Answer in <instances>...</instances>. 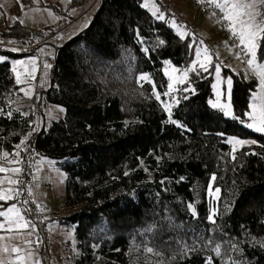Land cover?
Segmentation results:
<instances>
[{
  "label": "trees",
  "instance_id": "16d2710c",
  "mask_svg": "<svg viewBox=\"0 0 264 264\" xmlns=\"http://www.w3.org/2000/svg\"><path fill=\"white\" fill-rule=\"evenodd\" d=\"M84 1L71 0L66 12ZM35 2L22 0V6ZM141 3L99 0L89 25L48 58L49 86L37 103L21 93L9 64L0 63V159L5 151L13 157L33 134L41 102L59 106L64 117L46 129L39 125L30 148L64 173L68 214L58 223L72 230L65 245L72 264H264V135L240 122L248 120L258 80L221 67L232 80L238 119L208 106L214 63L208 71L196 66L165 96L163 64L187 68L195 36L181 38ZM38 6L53 9L40 0ZM54 29L43 26L33 33L14 20L0 27V39L37 40ZM262 52L264 41L258 62ZM142 74L151 83L141 81ZM189 88L195 92L184 91ZM166 98L173 101L171 117L162 108ZM227 136L256 143L231 153ZM213 210L215 223L208 219Z\"/></svg>",
  "mask_w": 264,
  "mask_h": 264
},
{
  "label": "rangeland",
  "instance_id": "374dc122",
  "mask_svg": "<svg viewBox=\"0 0 264 264\" xmlns=\"http://www.w3.org/2000/svg\"><path fill=\"white\" fill-rule=\"evenodd\" d=\"M32 1H36V5H34L33 7L24 8V6L22 7V0H0V27L4 23L9 24L12 21L17 20L30 32L38 33V31L41 30L43 26H49L53 28L55 27L54 33L42 38L36 36L35 38L40 42V44L33 54L29 53L30 55H28V52H26L27 55H22L23 52L18 46L19 41L8 40L6 42H3V40L0 39V43H3V46L0 47V51L11 53V56L0 53V58H3L0 59V63L7 62L10 66V69L12 70L13 64L17 61H27L33 58L36 59L37 71L35 73V79H30L28 83L21 84L19 86L20 91L24 96V91H22L21 89L31 88V97L34 102L37 103V101L41 99L40 97L42 93L49 86L50 68H44V65L46 63L50 65L48 58H51L55 50L59 48L64 42L69 40L71 37H73L89 25L92 16L97 9L99 0H85L81 6L69 8L71 10H69L68 12H66V9L71 0H40L45 4H53V9L39 7V0ZM156 1L157 3L155 2V0H142L141 5L155 19H158V16L160 14H163L165 20L167 21V25L178 36L180 35L177 31V27L172 26L173 20H175L176 25L181 31L185 32L186 34L189 33L192 38H194L195 36V39L192 40L194 53L193 60L189 64V66L187 68L181 69L180 71H177L176 73H171V68L175 67L171 66L169 63H164L162 68V72L164 75L165 70L167 69L174 77L180 76L183 70L192 68V65L196 63V50L200 49L202 52L204 48H207L209 54L212 57V63H214L212 69V82L210 85L211 97L208 100V106L211 109L214 108H212L210 101L214 103L216 100V90L213 88V85L217 83V78L214 70L217 65L220 66L219 88L222 93V103L227 102V80L230 78L221 74V67L228 68L231 72L243 71L254 76L258 80V77L252 73L247 64L244 62L246 59H248V57H245L243 53H241L240 48L236 47V43L234 41H231V33L224 25L221 24V22H217L218 19L215 16L207 15L196 9L193 2L194 0ZM28 2H30V0H28ZM159 3L164 6L166 5V10L159 8ZM145 4H147L148 7H144ZM153 4H155V6L159 8V12H157L155 15L153 14L155 12ZM57 10L61 13L56 14L55 12ZM166 12H168L170 16H167L165 14ZM59 21L62 25L56 27ZM13 49H16V51H13ZM237 53H241L240 59H237ZM201 59H203V52L201 55ZM196 66L200 67L198 63H196ZM13 75L15 79L14 72ZM165 77L167 79L168 85L170 81L168 80L167 75H165ZM179 85L182 84H176L175 87ZM167 91L168 89L166 90V92ZM258 91L259 80L258 87L249 96L248 110L246 112L251 111V109L249 108V104L252 102V95L254 93H257ZM164 103L171 105V107L173 105V101L169 98H166V101ZM39 107L41 110V115L38 114L35 122H40L39 125L42 124L45 129L52 122L58 121L64 117L63 109L59 106L41 102V105ZM162 108L164 110L163 103ZM214 110L222 113V111L219 109ZM36 112L38 113L37 108ZM164 112L169 117V113L165 110ZM246 118L248 119L247 115ZM248 122L250 121L247 120L243 124L244 127H246L245 124ZM248 130L257 133L251 129ZM228 138L232 137H225L224 143L229 146L231 153L242 147L236 146L235 151H233V146L227 143ZM8 160H19V157L13 156L7 159L1 158L0 165L8 168L19 167L18 163L9 164ZM35 160L36 164L34 169V178L32 184L33 186H31L30 189L32 202L35 204L36 208L37 205L40 206V208H37V211L44 220L45 228L47 230L46 241L48 245V252L46 255L45 264H72V250L71 248L65 247L66 242H69L72 239V230L65 229L58 223L59 216L68 214V211L63 206L65 179L64 173L57 169L54 166L53 162L50 160L44 159L39 156H35ZM5 176H7L8 178L17 179L18 174H13L12 172L0 173V179H3ZM0 187H12L18 189L17 185H9L7 184V182H5L3 185H0ZM14 203L16 204V201L14 200L7 202L0 201V211L5 210L7 207L11 206ZM41 209L43 210L41 211ZM0 222H3L2 218H0ZM8 235L10 234L0 230V236ZM26 239L33 241V237L31 235L28 237L20 236L16 239L5 242L9 244H19L21 247H26L27 245H25L24 243ZM31 247L35 250L34 260H39V264H43L44 257L39 248H36L33 243ZM0 256H4V254L0 253ZM4 258L6 259L7 257L5 256Z\"/></svg>",
  "mask_w": 264,
  "mask_h": 264
},
{
  "label": "snow or ice",
  "instance_id": "6c2138e0",
  "mask_svg": "<svg viewBox=\"0 0 264 264\" xmlns=\"http://www.w3.org/2000/svg\"><path fill=\"white\" fill-rule=\"evenodd\" d=\"M198 2H202V0H198ZM208 2L213 4L215 8L219 10L221 16L218 18L217 22H226L225 27L231 33V36L236 43V47L240 48L241 53H243L245 57H248L244 62L252 73L258 77L259 91L252 95V102L249 104L251 111L245 113L250 122L246 123L245 126L257 133L264 134V61L258 62V50L261 49V41H264V0H208ZM144 7H148V5L145 4ZM153 8H155V12L153 13L155 15L159 12V8L156 7L155 4H153ZM158 19L164 20L165 17L163 14H160ZM172 26L177 27V31L181 38L185 36L186 33L179 29L175 20L172 21ZM161 43H163V41H161ZM13 51H16V49H13ZM145 51H147V49ZM202 52L203 59H201ZM202 52L200 49L196 50V63L199 64L203 71H208V65L212 63V57L207 48H204ZM241 53H237V59H240ZM261 55L264 56V52H262ZM196 63L192 65V68L183 70L180 76L174 77L171 74L180 71L177 68H171V73L167 69L165 70V75L168 76V80L170 81L167 85L168 91L164 93L165 96H168L170 93L177 90L175 87L176 84H183L188 80V72L196 70ZM50 67L51 65L47 63L44 65L45 69ZM214 70L217 78V83L213 85V88L216 90V100L214 103L210 101L211 106L214 109L221 110L226 117L238 119V117L233 115L231 104L232 80H227V102L222 103V93L219 88L220 66L217 65ZM12 71L15 73V82L17 85L26 84L30 79H35L37 61L35 58L27 61H17L13 64ZM139 79L151 83V78L146 74H142ZM152 88L153 95H155L157 100H160V93L156 91L155 84L152 85ZM21 90L24 91L25 96H28L29 98L31 97V88ZM188 90H191L193 93L195 92L194 89H184V91ZM162 103L164 110L168 112L169 117H171V105L164 102ZM8 116H12L11 111L8 112ZM171 122L176 123L174 120ZM240 122L242 124L245 123L242 120ZM227 143L232 145L233 151H235L236 146L251 145L256 143V141L232 137L228 138ZM21 144H24L23 140L21 141ZM19 147L20 145H17V148ZM9 155L10 154L5 151L3 152L2 158L7 159ZM12 155L19 157L20 153L17 151ZM233 159H235V157H233ZM19 162V160H8L9 164ZM7 172L19 174L22 172V169L19 167L8 168L0 165V173ZM215 179L216 177L213 175L211 180L215 181ZM5 182L9 185H17L20 183L19 180L8 178L7 176L0 179V185H3ZM28 191L31 195V189ZM207 191L210 196L213 194L211 183L207 186ZM219 192L220 189L216 188L215 193L219 194ZM21 194L22 193L16 188L0 187V201L7 202L13 199H18ZM21 203L26 205L28 201L25 200ZM188 207L192 209L193 215H195L194 206L189 204ZM37 208H40V206L37 205ZM42 210L43 209H41V211ZM29 211L30 209L25 208L22 212L21 207H18L15 203L7 207L5 210L0 211V218L3 219V222H0V230L10 234L8 236H0V253L4 254V256H0V264H39V260H34L35 250L31 247L33 241L26 239L24 241L25 245H27L26 247H21L19 244H9L5 242L16 239L20 236L28 237L35 232V224L23 214L24 212ZM214 216L215 210H213L212 215L208 217L213 223H215V220L213 219ZM37 239L39 238L37 237ZM262 246H264V244H262ZM146 251L148 253H153L154 249L148 247ZM215 251L217 255H220L219 246L216 247ZM155 254L160 255L158 252ZM5 256L7 257L6 259L4 258ZM160 264H163V261H161ZM208 264H211V260L208 261Z\"/></svg>",
  "mask_w": 264,
  "mask_h": 264
},
{
  "label": "built area",
  "instance_id": "2783aa9c",
  "mask_svg": "<svg viewBox=\"0 0 264 264\" xmlns=\"http://www.w3.org/2000/svg\"><path fill=\"white\" fill-rule=\"evenodd\" d=\"M194 6L196 9L200 10L202 13H205L207 15L215 16L217 19L221 16L219 13V10L215 8V6L208 2V0H202V2H198V0H194ZM215 13V15H214ZM222 25H225V22H221ZM40 42L35 40L34 38H27L19 41V48H21L22 51L28 52V53H34L36 48L39 46ZM3 46V43H0V47ZM48 61L51 63V59H48ZM39 123L35 122L34 131L33 134L38 130ZM33 134L29 135L27 139L24 141V144L20 148V155H19V168L22 169V172L18 174L17 180L20 181L18 186V190L22 193L18 199H13L16 201V204L18 207H21L22 212L23 209L27 208L30 209L29 212H24L23 214L30 220L33 221L35 224V232L32 234L33 237V245L36 248H39L41 251L44 262L46 260V255L48 252V245L46 241V235L47 230L45 228L44 220L42 219L41 215L38 213L37 208L35 204L32 202V197L29 194V189L31 188L33 184V172L35 169V156L36 152L30 148V142L33 138ZM28 201V203L22 204V201ZM37 237L39 239H37ZM38 245V246H37Z\"/></svg>",
  "mask_w": 264,
  "mask_h": 264
},
{
  "label": "crops",
  "instance_id": "0c3cea01",
  "mask_svg": "<svg viewBox=\"0 0 264 264\" xmlns=\"http://www.w3.org/2000/svg\"><path fill=\"white\" fill-rule=\"evenodd\" d=\"M54 36H55V35H54ZM54 36H52V37H54ZM52 37H51V38H52ZM41 38H42V37H41Z\"/></svg>",
  "mask_w": 264,
  "mask_h": 264
}]
</instances>
